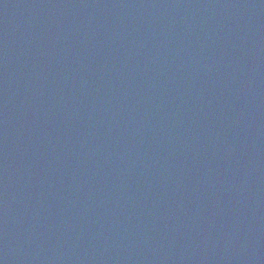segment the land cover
Listing matches in <instances>:
<instances>
[{"label":"water","instance_id":"obj_1","mask_svg":"<svg viewBox=\"0 0 264 264\" xmlns=\"http://www.w3.org/2000/svg\"><path fill=\"white\" fill-rule=\"evenodd\" d=\"M0 264H264V0H0Z\"/></svg>","mask_w":264,"mask_h":264}]
</instances>
